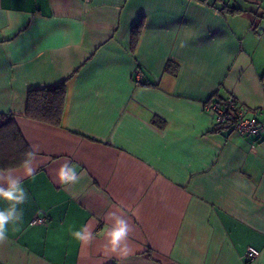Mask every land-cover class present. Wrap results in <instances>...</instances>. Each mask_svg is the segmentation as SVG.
I'll return each instance as SVG.
<instances>
[{
    "label": "crops",
    "instance_id": "1",
    "mask_svg": "<svg viewBox=\"0 0 264 264\" xmlns=\"http://www.w3.org/2000/svg\"><path fill=\"white\" fill-rule=\"evenodd\" d=\"M227 1L243 12L200 0H0V114L38 148L0 264H264V133L223 129L207 109L232 97L248 116L264 111V0ZM60 84V127L25 117L30 91ZM65 160L74 185L56 178ZM111 211L133 227L127 261L109 259L101 238L79 247L70 236L85 223L99 233Z\"/></svg>",
    "mask_w": 264,
    "mask_h": 264
},
{
    "label": "clouds",
    "instance_id": "2",
    "mask_svg": "<svg viewBox=\"0 0 264 264\" xmlns=\"http://www.w3.org/2000/svg\"><path fill=\"white\" fill-rule=\"evenodd\" d=\"M38 148L24 153V158L16 169H0V201L8 202V207L0 209V246L9 242L10 235L18 230V225L23 219V213L19 206L28 199V193L23 186L25 177L34 176L36 168V153ZM17 169L22 175H17ZM59 183L74 185L81 179L76 166L69 160L60 163L55 170ZM105 224L99 233L95 231V225L85 223L78 228L69 230L73 243L79 247L91 245L97 238L102 239V250L111 259L115 257L119 261H127L135 253L130 236L133 227L122 213L111 211L104 216ZM264 259V258H262Z\"/></svg>",
    "mask_w": 264,
    "mask_h": 264
},
{
    "label": "trees",
    "instance_id": "3",
    "mask_svg": "<svg viewBox=\"0 0 264 264\" xmlns=\"http://www.w3.org/2000/svg\"><path fill=\"white\" fill-rule=\"evenodd\" d=\"M218 9L223 14H239L243 10L236 5H230L227 0H200ZM143 22H138L132 32L133 44L137 41L138 32ZM167 64L165 71L169 70ZM66 91L64 84L54 88L30 91L27 96L25 117L52 126L60 127L64 114ZM219 99V98H218ZM217 100V99H216ZM11 115L0 114V169H16L29 151Z\"/></svg>",
    "mask_w": 264,
    "mask_h": 264
},
{
    "label": "built area",
    "instance_id": "4",
    "mask_svg": "<svg viewBox=\"0 0 264 264\" xmlns=\"http://www.w3.org/2000/svg\"><path fill=\"white\" fill-rule=\"evenodd\" d=\"M207 109L211 110L216 117V122L223 129L235 132L239 135H260L264 133V124L260 120V116L264 115V111H258L253 116H248L244 110L239 108L232 97H225L211 102ZM42 218L33 220V224L42 223ZM259 252L253 248H248L246 257L254 260Z\"/></svg>",
    "mask_w": 264,
    "mask_h": 264
}]
</instances>
